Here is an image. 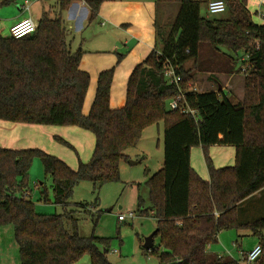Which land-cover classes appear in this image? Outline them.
<instances>
[{
  "label": "trees",
  "instance_id": "16d2710c",
  "mask_svg": "<svg viewBox=\"0 0 264 264\" xmlns=\"http://www.w3.org/2000/svg\"><path fill=\"white\" fill-rule=\"evenodd\" d=\"M16 1L0 0V7ZM73 1L58 0L54 15L44 11L32 35H0V120L76 126L95 137L90 160H80L77 169L40 148L0 146V225L13 226L20 264H75L86 254L91 264H112L109 239L79 233L68 210L70 199L82 181L92 182L95 191L119 181L120 163L129 159L125 150L140 141L148 126L161 121L164 163L146 180L151 207L142 212L155 217L154 237H160V245L145 249L140 240L145 252L156 254L159 264H240L211 254L208 246L218 241L221 231L247 230L263 248L256 264H264V216L244 219L241 214L242 202L264 188V23L254 20L248 0H224L227 15L222 18L202 15L197 0H155L180 5L170 31L158 29L161 47L131 72L122 107H111L115 67L102 71L88 114L84 104L91 76L80 66L85 52L81 47L72 51L62 16ZM81 1L91 10V22L104 2L116 0ZM243 57L248 63L243 100L234 101L222 89L193 88L198 73H242L237 66ZM169 65L181 75L179 85L168 83ZM181 92L182 106L195 110L197 118L169 107ZM55 139L72 147L64 138ZM218 145L235 147L234 165H214L210 149ZM194 147L202 149L208 180L191 165ZM36 158L52 180L54 203L63 206L62 214L38 212L26 195ZM42 190L41 197H47L43 184ZM142 204L140 198L139 208ZM66 218L72 220V229Z\"/></svg>",
  "mask_w": 264,
  "mask_h": 264
},
{
  "label": "rangeland",
  "instance_id": "374dc122",
  "mask_svg": "<svg viewBox=\"0 0 264 264\" xmlns=\"http://www.w3.org/2000/svg\"><path fill=\"white\" fill-rule=\"evenodd\" d=\"M52 4L58 0H48ZM172 7L178 12L180 5L173 3ZM12 6V5H9ZM7 6V7H9ZM17 9H19L16 6ZM202 15H208L210 18H220L225 14H209L205 11V3L202 6ZM176 15H171L169 22L164 23L163 30L168 33L171 28L173 19ZM260 18V17H259ZM36 21L37 19L34 18ZM257 23L261 21L254 18ZM97 21H93L92 26L97 25ZM83 33L73 41L76 48L81 47L84 52L104 48L106 46L102 41H94L95 30L93 28H85ZM121 44V43H120ZM76 49V50H77ZM125 46L115 53L116 56L125 54ZM224 51L228 52L225 48ZM95 53V52H94ZM243 53L240 52V56ZM119 60L123 59V57ZM192 66V62L187 64V67ZM240 69V64L237 66ZM218 81L209 73L196 74L195 82L198 88L205 90L218 89L219 83L225 84L230 81L233 89H225L224 92L229 95L234 101L242 100L244 95L243 83L245 75L243 73L222 76L217 75ZM220 81V82H219ZM92 98V99H91ZM94 98V88H90L88 93L86 106L88 111ZM79 127L66 128V133L63 138L68 141L72 147H69L59 141H55L51 148L52 154L66 161L71 167L77 169L81 161L90 159L94 151L95 141L93 133L86 130H81ZM73 129V130H72ZM164 123L152 124L148 126L142 135L140 141L135 145L125 150L129 156L128 160H122L120 165V180L111 182L102 186L99 191H95L92 182L82 181L74 190L71 204L68 205V210L72 211L73 218L77 221L78 231L82 236L89 237L95 235L109 239V251L107 253L108 260L112 264H159L156 254L145 252L140 240H144L154 233L157 229V221L151 214L147 215L142 212L149 210L151 207L149 189L146 186V180L151 176L152 172H157L159 164L163 161L164 147ZM228 149H233L234 146L218 145L211 150L215 163L218 162L220 156L228 153ZM87 160V161H88ZM130 160H137L138 164H131ZM201 163L205 169L207 168L204 156L201 157ZM218 164V163H217ZM29 190L30 197L36 205V209L40 213L62 214L64 208L62 205L54 203L53 191L51 188L52 180L46 175L44 165L39 158H36L29 171ZM43 188L47 189V197L42 198L41 192ZM37 184V185H36ZM142 199V207L139 208V199ZM264 204V202H262ZM130 211H135V217L127 218L120 222L118 215L120 213L128 215ZM263 212H259L257 207L255 213L250 218L264 216ZM261 215H260V214ZM68 228L72 229V220L66 218ZM219 236L218 241L208 246V251L214 255L231 257L241 261L242 250H249L252 244L257 242V238L247 230H224ZM237 244V246L235 245ZM154 245H160V237H154ZM15 246V249L12 248ZM242 246V247H241ZM243 248V249H242ZM0 264H20L19 247L15 240L14 228L11 224L0 225Z\"/></svg>",
  "mask_w": 264,
  "mask_h": 264
},
{
  "label": "crops",
  "instance_id": "0c3cea01",
  "mask_svg": "<svg viewBox=\"0 0 264 264\" xmlns=\"http://www.w3.org/2000/svg\"><path fill=\"white\" fill-rule=\"evenodd\" d=\"M26 1L27 0H17L15 3L10 4L12 6L3 5L0 7V35L4 37H10V28L18 20L23 18H32L36 23H38L42 18L44 11H50L52 15L57 12V1H55L53 4L48 0H29L28 4ZM197 1L201 2V11L202 6L205 3V11L206 13H209L208 3L212 0ZM172 4L173 3L165 2L157 3L155 0L106 1L102 4L98 16L95 19L98 22L96 26H92L93 21L90 22L89 20L91 10L84 1H73L67 7L62 16L64 25L68 31V38L70 40L72 51L77 49V46L73 40L77 39L79 34L81 35L85 28H93L95 30L94 41H102L106 44L104 48L88 51L86 50V53L82 58L80 65L81 69L87 71L91 76L88 93H90V88L93 87L95 98L99 74L102 71L115 67V76L111 92V107L119 108L125 104L127 82L131 72L136 67V65L141 63L154 48L161 47L162 43L160 35L158 34V29H163L164 23L169 22L171 15L173 16L176 15V13L178 14V12H176L177 9L172 7ZM16 6L19 9H17ZM248 8L253 13L254 18H257L261 21L260 24H263L264 0H248ZM219 14H225L222 17H226L227 15L226 11ZM206 16L209 17L208 15ZM34 18H36L37 21ZM80 45L81 44H79V46ZM123 46H125L126 50L124 51L125 53L121 54L125 55H120L121 58L123 57V59L119 60L120 56H116L115 53L122 49ZM221 75L225 77L227 76L226 74ZM212 77L218 81L217 76ZM242 87L245 92V79ZM193 88L199 92L215 90L211 88L208 90L198 88L196 82L194 83ZM218 89H222L223 91L225 89L232 90L233 87L230 81L227 80L224 85L219 83ZM86 100L84 104V112L88 114L90 109L88 111V108H85ZM71 127L76 128V126L24 124L0 120V146L14 149L40 148L52 154V150L49 147L53 146L54 142L56 141L55 137L63 138V134L66 133V128ZM93 139L95 141L94 136ZM212 148H214V146L211 147V150ZM211 150L210 155L216 167L234 165L236 156L235 147L234 150L228 149L227 155H229V157L225 155L223 158L226 152L220 156L217 162L218 164L215 163V159L213 154H211ZM202 156L203 152L200 147L192 148L191 165L203 179L208 180L209 172L208 169H205L201 163ZM162 159L163 161L161 164H159L160 166H158L159 170L163 167L164 157ZM87 160L88 159H85L83 162H87ZM139 162L140 160L137 162V164ZM72 166L74 167L73 164ZM153 173L154 172L151 174ZM30 193L31 192L29 190L26 192V195H30ZM262 202H264V188L242 202L241 214L244 219H252L250 217H252V215L255 213L256 207L260 213L263 212L262 207H264V204ZM221 232L219 233V236H222L223 233ZM257 244L258 239L256 243L252 244L249 250H251ZM235 245L237 246V244ZM12 248L15 249V246ZM249 250H242L240 252L242 259L244 254ZM91 263V256L86 254L75 264Z\"/></svg>",
  "mask_w": 264,
  "mask_h": 264
},
{
  "label": "built area",
  "instance_id": "2783aa9c",
  "mask_svg": "<svg viewBox=\"0 0 264 264\" xmlns=\"http://www.w3.org/2000/svg\"><path fill=\"white\" fill-rule=\"evenodd\" d=\"M29 0L26 1L28 4ZM227 9V5L224 0H212L208 3V11L211 14H218L225 12ZM37 29V23L32 18H23L21 20H18L16 23H14L10 28V35L13 38L20 39L23 37H26L28 35H32ZM242 60L244 63L240 66L241 72L245 75L248 73V63L247 57H243ZM165 77L169 84H175L179 85V82L181 81V75L176 73V69L174 66L169 65L168 69L165 72ZM184 99V93L181 92V94L174 99H171L169 101V107L171 109H179L182 108L183 112L185 113H191L194 117L197 118V112L188 106L184 105L182 106V102ZM135 211H130L128 215L120 213L118 215V219L120 222H123L127 220V218H134ZM153 215V214H152ZM263 248L258 243L255 245L251 250L247 251L246 254L243 256V259L240 261V264H256L260 256L262 255Z\"/></svg>",
  "mask_w": 264,
  "mask_h": 264
},
{
  "label": "water",
  "instance_id": "95a60500",
  "mask_svg": "<svg viewBox=\"0 0 264 264\" xmlns=\"http://www.w3.org/2000/svg\"><path fill=\"white\" fill-rule=\"evenodd\" d=\"M138 161L130 160L131 164H137ZM156 232V231H155ZM154 233H152L149 237L145 239V242L143 244V247L145 249H151L154 246Z\"/></svg>",
  "mask_w": 264,
  "mask_h": 264
}]
</instances>
